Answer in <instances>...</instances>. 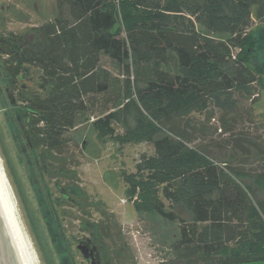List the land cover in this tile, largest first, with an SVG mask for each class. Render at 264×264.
Listing matches in <instances>:
<instances>
[{
  "label": "trees",
  "instance_id": "trees-1",
  "mask_svg": "<svg viewBox=\"0 0 264 264\" xmlns=\"http://www.w3.org/2000/svg\"><path fill=\"white\" fill-rule=\"evenodd\" d=\"M54 6L53 19L32 28V37H0L1 68L12 89L26 68L39 73L37 91L19 94L30 151L61 157L90 99L117 90L115 107L91 126L100 141L121 148L152 146L121 178L138 215L177 225L171 259L264 262V197L256 193H264V170L249 175L212 157L186 120L210 108L234 114L249 100L243 110L250 114L261 89L250 30L254 20L264 23V0H54ZM103 57L119 81L101 65Z\"/></svg>",
  "mask_w": 264,
  "mask_h": 264
},
{
  "label": "rangeland",
  "instance_id": "rangeland-1",
  "mask_svg": "<svg viewBox=\"0 0 264 264\" xmlns=\"http://www.w3.org/2000/svg\"><path fill=\"white\" fill-rule=\"evenodd\" d=\"M54 12V0H0V37L13 33L30 38L32 28L52 20ZM250 31L255 43L251 63L261 79V89L254 96L257 103L250 114L243 110L249 108V100L234 114L210 108L186 120L196 128V138L204 142L212 157L226 159L231 166L253 175L264 170V23L254 20ZM1 60L0 57V174L34 264H84L76 250L77 242L91 239V232L100 230L105 237L119 238L120 248H126L129 254L126 261L162 264L169 251L161 238L173 241L177 225L152 213L138 215L127 201L121 178L122 171H134L142 154H152V146L121 148L110 140L100 141L91 126L115 107L119 92L92 97L88 112L78 118L67 135L70 141L64 154L41 159L40 152L28 148L18 117L19 94L37 91L39 73L26 68L14 90L6 82ZM101 65L120 80L106 58H102ZM128 123L133 125L132 116ZM116 131L120 133V127ZM230 153L234 158L229 159ZM256 193L264 197L262 191ZM179 214L186 215L183 210Z\"/></svg>",
  "mask_w": 264,
  "mask_h": 264
},
{
  "label": "flooded vegetation",
  "instance_id": "flooded-vegetation-1",
  "mask_svg": "<svg viewBox=\"0 0 264 264\" xmlns=\"http://www.w3.org/2000/svg\"><path fill=\"white\" fill-rule=\"evenodd\" d=\"M104 230V228H103ZM101 230L91 232V239H83L77 242L76 250L83 258L84 264H132V260L126 261L129 254L124 247L120 248L119 238L113 236H104ZM119 237V236H118ZM118 240V241H117ZM169 248L170 243L166 237H162ZM160 241V242H161ZM81 250L84 251L82 254ZM166 264H179L172 260L170 255L162 262Z\"/></svg>",
  "mask_w": 264,
  "mask_h": 264
},
{
  "label": "bare ground",
  "instance_id": "bare-ground-1",
  "mask_svg": "<svg viewBox=\"0 0 264 264\" xmlns=\"http://www.w3.org/2000/svg\"><path fill=\"white\" fill-rule=\"evenodd\" d=\"M0 174V210L7 224L11 237L14 241L18 254L23 264H34V259L30 257L29 251L23 240L19 225L12 213V205L10 207V201L7 196V192L4 189L2 178Z\"/></svg>",
  "mask_w": 264,
  "mask_h": 264
},
{
  "label": "water",
  "instance_id": "water-1",
  "mask_svg": "<svg viewBox=\"0 0 264 264\" xmlns=\"http://www.w3.org/2000/svg\"><path fill=\"white\" fill-rule=\"evenodd\" d=\"M82 254L84 253L81 250ZM0 264H23L0 210Z\"/></svg>",
  "mask_w": 264,
  "mask_h": 264
}]
</instances>
